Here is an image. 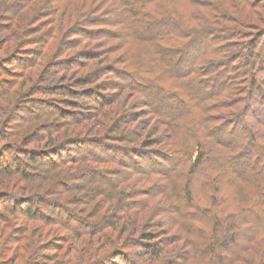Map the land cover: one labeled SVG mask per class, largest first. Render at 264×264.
I'll use <instances>...</instances> for the list:
<instances>
[{
    "label": "trees",
    "instance_id": "trees-1",
    "mask_svg": "<svg viewBox=\"0 0 264 264\" xmlns=\"http://www.w3.org/2000/svg\"><path fill=\"white\" fill-rule=\"evenodd\" d=\"M66 1L70 0H51L52 3L57 4ZM110 1L112 7L108 8V0H106L105 12L114 18L111 27L119 29L118 38L125 42V46H129V43L133 41L166 45L169 49L162 48L157 56H161L159 60L164 63L166 57L163 58V56L166 50L173 52V58L177 60L176 74L183 81L190 97L197 102L211 100L214 105L223 108L220 110L230 112L229 119H224V123L208 131L206 143L200 141L197 144L196 157L193 159L186 176V183L182 188L178 187V180L181 178L184 161L170 149L171 156L165 159L167 167L161 170L151 168L152 170H143L141 173L145 176H157L164 184L161 194L168 195L169 193L171 197H178L177 199L183 202V209L180 211L165 208L162 212V216L177 215V221L181 218L182 222L172 219L170 224L169 220L164 219L165 224L146 223L148 213L134 212L135 208L131 202L139 196V192L133 188L134 184L129 183L135 176L134 169H129L133 170L131 172L133 176L125 175L124 179L119 180L118 174H123L127 170L122 162H119L117 155L120 152L130 157L129 152L144 148L154 136L160 133V130L153 127L154 130L147 135L137 132L133 138L126 136L127 129L124 130L123 126L130 125L131 121H128L129 114L125 111L119 113L118 107L112 108L114 105L119 106L117 98L104 101L105 104L102 106L105 105V109L98 112L103 118L98 134L104 132L107 135L110 132L116 134L123 129L122 134L110 138V141L115 139L114 142L122 145L111 150L104 142L107 139L105 137L96 138L97 141L101 139L102 143H87L88 141H82V138L67 140L69 136L65 139L64 136L70 131L67 132V129H64L65 126L55 127L48 129V132H43L48 139L43 148L38 149L40 152L30 151L24 155L26 165L32 168L33 174L38 170H43L40 174L42 178L48 175L49 166L40 167L42 164L40 162L46 160L53 164L57 161L64 168H66L65 164L72 168L67 178L71 176L75 178L77 171L79 174L95 175V178L86 180L81 177L80 181H96L95 183L101 184V181L106 180V176L101 177L102 170L106 175L118 176L115 181L119 180V184L110 185L111 192L103 189L107 184L96 186V191H94L100 196L110 198L103 221H107L109 217L116 220L108 226L106 233L92 234L93 238L97 237L94 238L97 246L101 244L104 246L105 257L107 247L114 248V246L121 245L122 254L119 259L122 263L115 261L114 264H264V49L262 45L258 50L261 43L254 48L251 47L250 50L236 44L239 36L240 38L242 36V34H236L237 28L239 26L244 28L245 23L226 12L232 4H237L238 0H213L215 4L206 6L199 2L196 4L194 0ZM165 1L170 3L176 1L179 4L176 8L169 7L164 5ZM241 1L243 3L241 7L244 9L246 7H249L246 9H251L253 4L255 9L264 6L262 0ZM158 2L161 4L160 7L162 6L170 15L154 21L147 18L145 13L150 10L156 12L157 10L152 7L158 5ZM9 4L11 3L8 0H0V53H4L0 60L4 61V64L16 62L15 54L21 50L20 47L25 37L29 36L28 27L33 20L27 17L20 23L17 21L18 16L11 19L6 18L7 15L15 14V6L11 9ZM2 11L7 15H4ZM164 14V12H158V15ZM192 17L194 18L190 22L189 18ZM59 27L63 29V26L59 25ZM56 32L57 30L54 33L55 38L50 40V43L53 40L52 45L54 46L59 45L63 38L59 34L56 35ZM45 53L49 57V61L45 62L48 66L53 61V57L58 58L60 51L58 49L53 54L44 51L40 55H32L33 58L27 59L22 66H28L25 68L29 70L37 68L42 64V59H46L44 58ZM36 56H38V61L34 59ZM81 60L75 62L81 63ZM150 62L154 66L155 62ZM168 64L173 63L168 61ZM72 66L69 70L74 72L76 67ZM55 68L50 73L54 80L67 71L63 63ZM64 76L67 77V75ZM71 77L69 80L74 81V73ZM63 80L67 78L64 77ZM94 82V78L91 81L80 79L74 85L77 88H86ZM50 90L59 92L54 96L65 94L60 92L62 87L54 86ZM187 103L184 100H174L171 105L163 106L162 109L154 105L150 106L157 114L164 115L166 119L175 120L180 108L186 106L189 110ZM109 106L112 107L106 109ZM46 114L42 113L44 119H46ZM82 117L85 118L79 119V127L84 130L87 128L84 123L92 119L88 116L87 118ZM58 129H62V132ZM79 134L84 135L81 132ZM160 142L161 140H158L157 144ZM63 143L87 150L91 153L90 159L76 155L66 160ZM130 144L135 148L129 147ZM54 147L55 150L50 155L47 154L48 152L45 153ZM98 152L105 154L106 156L102 155L105 159L94 160L93 154ZM42 154H44L43 159H41ZM138 155L145 158L143 155ZM134 160L131 159V161ZM20 165L21 162L17 160L13 161L12 166L0 164L1 189L5 188L4 182L7 176L16 178L26 185L34 182L33 175L31 176L32 171L23 169L24 164ZM155 170L163 174L160 175L161 173ZM64 172L63 170L62 174ZM50 173L53 174L52 170ZM61 178V173L53 177L52 182H55L58 188L52 194L56 196L59 187L63 186V184L58 185ZM104 182L106 183L107 180ZM11 186L14 189L18 187L17 184H11L6 188ZM33 189L28 186L24 188L26 192H29L28 196L21 199L25 202L24 208L19 206L21 202L18 200L10 204V199L0 197V205L3 206L5 203L6 213L11 214L16 221H20L18 215L22 212L25 221L21 222L23 225L20 227L25 233L20 232L24 241L32 239L31 224H45L46 219L53 221L54 217L58 216L53 211L55 209L51 210V218L46 215V211L45 213L42 209L43 213L40 211L39 208L51 206V203H47L39 193L42 190L41 187ZM191 191L201 203L202 199L205 200V208L194 212L198 205L191 198L189 194ZM188 198L189 200L186 201ZM34 205L39 207L34 209ZM55 224L58 223L55 222ZM168 234L173 236L168 238ZM155 242L161 244L156 249H154L155 246L153 248ZM18 248L22 249L21 245H18ZM60 248L61 246L57 245V249Z\"/></svg>",
    "mask_w": 264,
    "mask_h": 264
},
{
    "label": "rangeland",
    "instance_id": "rangeland-1",
    "mask_svg": "<svg viewBox=\"0 0 264 264\" xmlns=\"http://www.w3.org/2000/svg\"><path fill=\"white\" fill-rule=\"evenodd\" d=\"M8 1L11 3L9 4L11 9L15 6V14L7 15L2 11L4 15H7L6 18L18 16L17 21L20 23L27 17L33 20L28 27L29 36L25 37L21 50L15 54L16 62L4 64V61L0 60V164L12 166L13 161L17 160L21 162V165L24 164L23 169L31 172L32 168L26 165L24 155L30 151L40 152L38 149L43 148L48 139L43 132H48V129L55 127L65 126L64 129L66 128L67 132L70 131L64 136V139L69 136L67 140L82 138L81 140L88 141L87 143H102L101 139L97 141L96 138L105 137L107 139L104 142L111 150L122 145L114 142L115 139L110 141V138L122 134L123 129H127L126 136L133 138L137 132L146 135L151 133L154 127L159 129L160 133L154 136L144 148L129 152L130 157L125 156L127 154L118 153L119 162H122L127 170L123 174H118L119 180L135 175L129 183L134 184L133 188L139 192V196L131 202V205H134L135 213L149 214L146 216V223L165 224L164 219L169 220L170 224L172 219L182 222L181 218L177 221V215L162 216V212L165 208L180 211L183 209V202L178 200V197H171L169 193L162 195L164 184L157 176H145L141 173L143 170L150 171L151 168L161 170L167 167L165 159L171 156L170 149L184 161L181 178L178 180V187L182 188L186 183V176L193 159L196 157L197 144L200 141L206 143L208 131L224 123V119H229L230 112L220 110L223 108L217 107L211 100L197 102L190 97L183 81L176 74L177 60L173 58V52L166 50L163 56V58L166 57L164 63L159 60L161 56H157L162 48L169 49L166 45L133 41L129 43V46H125V42L118 38L119 29L111 27L114 18L105 12L106 0H70L58 4L52 3L51 0ZM194 2L205 6L214 3L213 0H194ZM178 4L176 1L164 3L165 6L175 8ZM160 5L158 2V5L152 7L157 10L156 12L153 10L146 12V17L158 21L170 15ZM110 6L112 7V2L108 0V8ZM241 6L243 3L238 0V3L232 4L226 12L245 23L244 28L240 26L237 28L236 34H242V36L241 38L239 36L236 44L250 50L251 47L254 48L261 43L258 50L262 45L264 49V6L255 9L253 4L252 10ZM159 11L165 14L158 15ZM193 18H189V21L191 22ZM59 25L63 26V29ZM56 30V35L59 34L63 38L59 45L54 46L53 40L51 43L50 40L55 38ZM58 49L60 51L58 58L53 57V61L48 66L45 64L49 61L46 53L44 55L46 59H42V64L37 68L29 70L25 68L28 66H22L27 59L33 58L32 55H40L44 51L53 54ZM3 56L4 53L1 52L0 59ZM36 58L34 59L38 61V56ZM80 59H82L81 63L75 62ZM150 61L155 62L154 66ZM168 61H172L173 64H168ZM61 63L67 71L54 80L50 73ZM72 65L76 67L74 72L69 70ZM72 73H74V81L69 80L72 78ZM64 77L67 80H63ZM92 78L95 82L86 88H77L74 85L80 79L91 81ZM54 86L62 87L60 92L65 94L54 96L59 93L50 90ZM123 88L125 90H122ZM116 98L119 99V106L111 107H118L119 113L125 111L129 114L128 121L130 120L131 124L123 126V129L116 134L110 132V136L106 132L98 134L100 124H103V118L98 112L105 109V105L102 106L105 104L104 101ZM174 100H184L188 102L189 107V110L186 106L180 108L175 120L166 119L164 115L157 114L150 106L154 105L162 109L161 107L171 105ZM42 113H47L46 119L42 117ZM82 116L92 119L84 123L87 127L84 130L79 127V119L85 118ZM58 131L62 132V129ZM79 132L84 135L80 136ZM158 140H161L159 144H157ZM62 147L65 150L66 160L76 155L90 159L91 153L85 149L64 143ZM129 147L135 148L131 144ZM54 150L55 147L45 153L48 152L47 154L50 155ZM138 154L145 158L139 157ZM102 155L106 156L101 152L94 153L93 158L97 161L105 159ZM131 159L135 160L131 161ZM47 161L40 162L43 164L40 167L48 165V175L42 178L40 174L43 170H38L34 174L32 171L31 176L33 175L34 182L28 185L7 176L4 182L5 188L0 187V197L10 199V204L18 200L21 202L19 206L24 208L25 202L21 199L29 195L24 188L26 186L31 189L41 187L42 190L39 193L47 203H51V206L39 208L40 211L41 209L44 213L46 211V215L51 218V210L55 209L53 211L58 216H53L54 223L51 219H46L45 224H31L32 239L24 241L20 232L23 231L20 227L23 225L21 222L25 221L22 212L18 215L20 221H16L11 214L6 213L5 203L3 206L0 205V264H27L28 262V264H114L115 261L122 263L119 259L122 254L121 245L114 248L107 247L105 257L104 246L102 244L97 246L94 239L97 237H92V234L107 232L108 226L116 220L109 217L107 221H103L110 198L100 196L98 192L94 193L96 186L107 184L103 189L111 192L110 185L119 184V180L115 181L118 176L106 175L102 170L101 177L106 176V183L104 182L106 180L101 181V184L95 183L96 181H80L81 177L86 180L95 178V175L79 174L77 171L75 178L72 176L67 178L72 168H69L67 164L64 168L57 161L54 164ZM131 168L134 169L133 174H131L133 170H129ZM63 170L65 172L62 174ZM155 172L163 174L156 170ZM60 173L62 178L58 181V185L63 184V186L59 187L56 196L52 193L58 186H55L56 183L52 181L53 177ZM11 184H17L18 187L6 188ZM201 193H203L202 190ZM189 194L198 205L194 212L206 207L204 199L201 203L192 191ZM202 196L204 194L201 198ZM188 200L189 198L186 201ZM38 207L33 206L34 209ZM170 234L168 238L173 236ZM154 244H151L153 248L155 246L154 249L161 245L159 242ZM18 245H21L22 249H19ZM57 245L61 248L57 249Z\"/></svg>",
    "mask_w": 264,
    "mask_h": 264
}]
</instances>
